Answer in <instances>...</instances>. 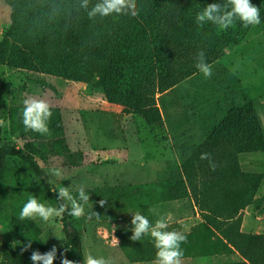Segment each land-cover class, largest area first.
I'll use <instances>...</instances> for the list:
<instances>
[{
	"label": "trees",
	"instance_id": "trees-1",
	"mask_svg": "<svg viewBox=\"0 0 264 264\" xmlns=\"http://www.w3.org/2000/svg\"><path fill=\"white\" fill-rule=\"evenodd\" d=\"M10 8V24L0 40V66L22 68L88 82L107 76L111 89L123 91L122 113L139 116L147 125L166 123L180 161L182 177L149 186H129L122 192L131 211L140 210L155 223L152 205L188 200L197 209L199 223L190 228L182 244V259L238 255L239 260L218 264H264V234L241 230L244 210L251 204L262 176L243 172L239 156L259 152L264 142L252 101L236 90L226 96L207 91L202 105L211 114L200 133L186 130L177 117L185 110L176 88L200 72L196 55L203 50L213 65L230 45H239L251 25L237 20L227 30L207 23L198 26L195 15L204 6L223 0H137L138 15L97 17L90 20L79 8L81 0H3ZM97 0H90L89 7ZM264 9V0H251ZM79 8V10H77ZM229 76V75H228ZM233 79L232 76H229ZM236 83L237 88V81ZM7 82L0 74L1 104ZM21 111V110H20ZM48 121L52 139L63 134L60 114L51 109ZM22 112V111H21ZM21 112L10 114L14 126ZM0 127V179L10 158H17L40 180L46 200L58 206L57 193L42 178L30 148L17 149L2 142ZM56 149L55 146H52ZM210 153L217 164L200 159ZM119 195L114 194V197ZM112 200V199H108ZM72 216L60 217L65 247L83 260L81 236ZM131 227L116 231L119 248L128 261L154 262L155 248L149 236L130 239ZM31 241V248L22 251ZM33 250H42L30 225L14 227V247L0 264H33Z\"/></svg>",
	"mask_w": 264,
	"mask_h": 264
},
{
	"label": "rangeland",
	"instance_id": "rangeland-1",
	"mask_svg": "<svg viewBox=\"0 0 264 264\" xmlns=\"http://www.w3.org/2000/svg\"><path fill=\"white\" fill-rule=\"evenodd\" d=\"M259 12L260 24L251 25L239 45L225 49V56L212 65L210 78L200 72L176 88L185 106L177 120L186 130L199 134L203 128L199 119L210 120L209 110L202 105L205 100L202 94L209 90L222 97L239 89L254 105L264 142V9ZM9 24L10 8L0 0V40ZM0 74L7 82L1 104V119L5 121L2 142L17 149L33 150L42 178L52 189L69 186L76 195V190L83 186L90 195L85 216L73 218L83 254L90 252L104 257L111 264H153L128 261L115 233L131 226V213L135 212L130 210L123 190L182 177L166 123L150 126L139 116L123 114L125 94L111 89L107 76H95L84 83L7 66H0ZM234 81L238 82L237 88ZM28 97L45 99L50 109L60 114L61 136L47 139L26 131L21 121L11 124L10 114L21 112ZM239 163L243 172L262 176L255 197L244 210L241 230L264 234V149L240 155ZM53 169L61 175H52ZM114 194L119 196L116 198ZM33 196L45 205L54 206L46 200L40 180L20 160L10 158L4 178L0 179V263L7 251L13 250L14 227L26 224L41 242V253L54 245L58 248L53 264H61L65 237L60 217L48 222L39 217L20 219L24 203ZM102 200L106 201L103 206ZM150 210L154 221L160 216L167 217L169 230L187 233L200 221L197 209L188 200L152 205ZM66 255L75 260L73 251L68 250ZM239 259L238 255L187 258L181 259V264L231 263Z\"/></svg>",
	"mask_w": 264,
	"mask_h": 264
},
{
	"label": "clouds",
	"instance_id": "clouds-1",
	"mask_svg": "<svg viewBox=\"0 0 264 264\" xmlns=\"http://www.w3.org/2000/svg\"><path fill=\"white\" fill-rule=\"evenodd\" d=\"M90 0H81L79 8L86 11L90 20L95 18H106L109 16H131L138 15L137 0H97L89 7ZM79 8L77 10H79ZM239 20L243 26L260 24L259 8L251 3V0H223V2H213L207 4L195 15V22L198 26L207 23L216 25L221 30H227ZM195 67L206 78L212 75V65L207 62L206 55L201 50L196 55ZM21 119L26 131L37 132L41 135L49 134L48 121L52 117L50 104L42 98L28 97L23 101ZM5 121L0 119V127L4 126ZM202 160L209 161V167L215 171L217 164L212 159L210 153H202ZM52 175H61L59 170H51ZM57 193L58 206L45 205L33 196L24 203L20 211V219L41 218L44 222L50 219L62 217L64 214L79 219L86 214V206L89 203L90 195L83 186L79 187L76 195H73L69 186L54 188ZM106 201H100L103 206ZM131 232L132 241H140L142 237L149 236L155 248V259L153 264H181L184 250L182 244L187 242L186 235L179 230H169V221L166 216H160L155 223L142 214L140 210L131 213ZM91 213H89V218ZM118 243V241L116 240ZM31 248V241L24 246L22 251ZM67 247L60 253L61 264H111L104 257H97L93 254H83L80 262L67 258ZM58 248L54 245L49 251L41 253L33 250L30 256L33 264H53L57 259Z\"/></svg>",
	"mask_w": 264,
	"mask_h": 264
},
{
	"label": "crops",
	"instance_id": "crops-1",
	"mask_svg": "<svg viewBox=\"0 0 264 264\" xmlns=\"http://www.w3.org/2000/svg\"><path fill=\"white\" fill-rule=\"evenodd\" d=\"M243 227V226H242Z\"/></svg>",
	"mask_w": 264,
	"mask_h": 264
}]
</instances>
